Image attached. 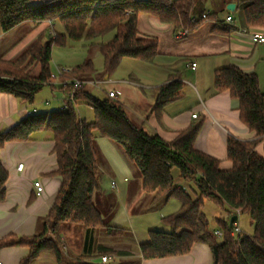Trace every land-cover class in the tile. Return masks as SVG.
<instances>
[{
	"label": "trees",
	"instance_id": "1",
	"mask_svg": "<svg viewBox=\"0 0 264 264\" xmlns=\"http://www.w3.org/2000/svg\"><path fill=\"white\" fill-rule=\"evenodd\" d=\"M221 1L226 5L230 0ZM238 6L246 26L264 28V0H240ZM194 7L195 0H46L39 4H33L32 0H0L2 32L24 22L34 26L44 23V29L48 28L47 24L58 22L63 29L54 36L48 34L46 41L42 30L15 59L0 57V92L33 104L35 95L54 78L49 68L52 46L64 47L68 42L81 41L88 51L97 46L103 58L102 69L98 72L92 59L86 58L62 70L60 80L105 79L124 58L153 63L158 55L157 40L139 35V13L157 16L160 21L171 24L174 32L179 29L192 32L206 19L213 20L216 32L233 29L219 20L215 12L205 17L203 12L194 15ZM32 66H38L37 74H31ZM71 86L67 83L60 88L65 95V107L32 113L0 132L1 148L7 141L29 140L34 132L49 130L54 141L55 173L61 177L54 202L39 230L30 236L8 234L0 238V247L27 246L29 252L19 264H30L43 251L53 252L60 264L64 256L57 229L62 222L84 227L87 237H91L94 229H104L109 235L123 233V228H113L104 221L93 202V194L100 188L101 174L94 138L97 131L116 143L138 169L141 188L151 195V204L171 197L180 201L177 211L163 217L169 231H148V241L140 245L142 258L186 254L194 243L200 242L210 247L212 264H264V156L255 150L257 142L264 138V91L255 73L243 72L235 65L214 70L215 91L228 90L237 99L239 119L255 134L251 141L228 138L226 152L232 164L228 170L220 167L218 159L194 148L201 120L167 142L133 123L117 99L107 95L97 98L83 85L75 90L73 99L67 98ZM182 88L179 75L169 73L168 81L157 89L153 106L157 115L165 105L181 97ZM82 103L92 110L90 121L77 113ZM174 168L188 183L189 191L177 187L172 176ZM7 176L0 161V202L5 198ZM205 199L219 204L225 214L216 218L218 229L209 227L203 210ZM237 211L248 214L251 232L240 229L232 234L237 219L232 225L229 220ZM215 230L221 234L216 235ZM72 264L95 263L80 256Z\"/></svg>",
	"mask_w": 264,
	"mask_h": 264
},
{
	"label": "crops",
	"instance_id": "2",
	"mask_svg": "<svg viewBox=\"0 0 264 264\" xmlns=\"http://www.w3.org/2000/svg\"><path fill=\"white\" fill-rule=\"evenodd\" d=\"M239 1L228 2L234 3L232 11L226 8L228 3L223 5L221 0L197 1L199 8L194 7V15L200 12H215L219 20L233 27L230 31L222 33L213 30L212 19H206L192 32L177 38L171 24L160 21L157 16L139 13V35L156 38L157 57L153 63L124 58L128 60L127 64H130L127 75L118 79H102L99 82L102 87H97L103 89L105 96L108 91L117 89V100L122 104L128 118L148 134H157L167 142L173 141L178 133L190 124L201 120L193 146L196 150L218 159L220 167L224 170L230 169L232 165L226 152L228 138L251 141L255 139V134L239 119L237 99L231 97L228 90L215 91L214 70L235 65L243 72L255 73L259 87L264 91V41L250 39L251 33L264 36V28L245 25L242 10L238 6ZM226 15H231L232 21L226 22ZM30 24V31H33L44 23L38 26ZM55 24L56 22L52 25ZM15 28L2 32L0 38L13 32ZM109 38L110 36L106 37V40ZM191 62L195 63L194 69L189 65ZM94 67L99 72L102 66L100 64ZM173 72L177 73L183 82L182 95L165 105L160 115H157L153 110L157 89L168 81L169 73ZM97 79L96 77L91 81ZM50 86L58 89L57 82H51ZM85 89L93 93L95 87L87 86ZM40 103L34 100L33 104H27L11 94L0 92V132L32 113L61 108L64 100L59 104L52 101L50 110L42 108L43 104ZM44 104L50 103L46 101ZM81 107H77L79 117L90 121L91 117H88L87 112L82 113ZM193 113H196L195 117H192ZM94 138L101 174L100 188L93 194V202L95 204L98 200L105 206L106 218L95 204L109 226L124 229L119 237L124 238V232L127 233V230L130 236L126 240L123 239L124 242L114 244L110 241L111 235L104 229H94L91 237H87L84 227L62 222L57 229L64 256L60 264H72V261L80 256L95 264H212L210 247L200 242L194 243L186 254L142 258L140 245L148 241V231L157 229L155 227L158 226L162 231H169V225L163 221V217L177 211L180 201L171 197L151 204V195L143 192L141 188L138 169L127 160L122 149L112 140L100 136L97 131H94ZM53 145L52 133L42 129L34 132L29 140L7 141L0 148V161L8 173L4 185L5 198L0 202V238L8 234L33 235L47 216L61 184V177L55 173L57 163ZM255 150L264 156V138L257 142ZM20 163L23 166L17 169ZM172 176L177 187L182 186L186 188L184 191H189L188 183L180 178L176 168L172 170ZM103 177L109 179V189L101 186ZM112 181L115 182L114 187H111ZM36 184L42 187L39 193ZM170 199H174L176 203L163 215L161 210ZM155 213L160 217V220L155 222L157 226L145 224L141 229L134 227L133 219ZM28 252L27 246H2L0 264H19ZM105 254L109 256V260L102 263L100 257ZM30 264L59 263L53 252L43 251Z\"/></svg>",
	"mask_w": 264,
	"mask_h": 264
},
{
	"label": "rangeland",
	"instance_id": "3",
	"mask_svg": "<svg viewBox=\"0 0 264 264\" xmlns=\"http://www.w3.org/2000/svg\"><path fill=\"white\" fill-rule=\"evenodd\" d=\"M46 0H32L33 4H39L42 3ZM198 0H195V7L199 8V4L197 3ZM49 23V22H48ZM46 24H41L39 27H36L35 30L30 31L31 30V24L30 22H24L21 23L19 25L16 26V28L13 30V32L9 33L7 36L0 38V57L6 58V59H13V56L15 55V58L17 56L20 55L21 52H23L35 39L36 37L39 35V33L43 30V39L44 41H46L48 39V34L51 36H54L55 32H60L62 31V26L56 22L55 25H50L47 24L48 28L44 29V26ZM60 25V26H59ZM39 29V31H38ZM2 34V30L0 27V35ZM18 54V55H17ZM14 58V59H15ZM86 58H91L93 61V64L98 67L102 66L103 64V58L102 55L100 54L98 47L94 46L90 48V51L87 50V47L84 45L83 42H73L70 43V45L64 46V47H60L57 45H53L52 49H51V60L49 63V68H50V72L51 74H53L55 76V78H53L52 82H63L65 80H60L59 79V75L61 74V71L67 68H71L79 63H81L84 59ZM128 60H124L122 59L118 68L108 77H106L105 79L111 78V79H118L120 77H125L127 75V70H128V66L130 64ZM102 69V67H101ZM30 72L31 74H37L38 72V66H32L30 68ZM74 79V78H73ZM78 79V78H75ZM91 79H95V78H87L85 77L84 79H80L82 81H88ZM101 79H97V81H100ZM57 82V83H58ZM58 85V89H55L54 87H51L50 84H46L44 85L41 90L35 95V100L36 102H41L40 104L42 106V108H46L47 110H50L53 106L52 101H56V103L59 104V102H63V100L65 99V95L64 93L60 90V88H62L60 84ZM99 82L93 81L92 83H84L83 86L86 88L87 86H94L95 89H93V95H95V97L97 98H103L105 96L106 93H104L103 89H98L100 87H102L100 85ZM98 87V88H97ZM46 101H49L50 104L45 105L44 103ZM64 104V103H62ZM82 107L80 109L82 113L87 112L88 113V117L92 118V110L90 107L87 106V104L82 103L80 104ZM62 106V105H61ZM86 107L88 110H86ZM57 108V107H56ZM53 109V108H52ZM109 179L107 177H103L102 179V183L101 186H103L104 188L109 189ZM123 198V197H122ZM174 199H170V201L163 207V209L161 210V213L163 215L167 214L169 212V210H171L172 208V204L176 203L174 202ZM99 210L103 213L104 218H106L107 214L105 213L106 209L105 206L102 204L101 201L96 200V203ZM114 204V203H113ZM207 220L209 222V227L210 228H215L218 229V223L216 218L220 217V215H225L222 212L221 207L219 206V204H217L216 202L212 201L211 199H205L204 200V208H203ZM108 212V211H107ZM109 214V213H108ZM158 220H160L159 214L155 213V214H149L147 216H143V217H139L136 219H133V225L135 228H142L145 226V224H147L148 226H157L155 224V222H157ZM236 224H238V226L240 227V229L244 232H251L252 231V226L250 225V218L248 216L247 213H239L238 214V218L236 221ZM81 227V226H79ZM159 227V226H158ZM155 227L157 228L156 230H163L160 227ZM124 238L119 237V235H111L110 236V241L111 243L114 244H118L121 242H124L123 239H127L128 236H130L128 230L127 233L124 232ZM217 238H220L219 236H217Z\"/></svg>",
	"mask_w": 264,
	"mask_h": 264
},
{
	"label": "built area",
	"instance_id": "4",
	"mask_svg": "<svg viewBox=\"0 0 264 264\" xmlns=\"http://www.w3.org/2000/svg\"><path fill=\"white\" fill-rule=\"evenodd\" d=\"M206 14H207V13H203V14H202V17H205ZM225 21H226V22H230V21H232V17H231V15H226V17H225ZM186 34H187V31H186L185 29H179V30H177V31L175 32V37L180 38V37L185 36ZM250 39H251L252 41L263 42V41H264V36L261 35L260 33H251V34H250ZM189 65H190V67H191L192 69L195 68V63H194V62L189 63ZM51 76L55 78V76H54L53 74H51ZM57 82H58V81H57ZM92 82H93V81H91V80H88V81H82V80H80V79H75V78H74V79H71V80H65V81H63V82H58L57 84H60V85H62V86L65 85V84H67V83L71 84V85H72V86H71V90L68 92V94H67L66 97L69 98V99H73V95H74V93H75V90H76L79 86L83 85L84 83H92ZM96 82H100V81H96ZM118 96H119V91H118L117 89H115V90H111V91H108V92H107V97H109V98H111V99H117ZM62 107H65V104H63V105L61 106V108H62ZM195 116H196V113H193V114H192V117H195ZM22 166H23V164L20 163V164L17 166V169H21ZM114 186H115V182L112 181V182H111V187H114ZM36 188H37V192L39 193L42 187H41V185L36 184ZM184 189H186V188H184ZM186 191H187V190H186ZM237 214H239V211H237ZM239 231H240V227H239L238 224H236V222H235L234 227H233L232 234H236V233H238ZM214 233H215L216 235H220V234H221V232L218 231V230H215ZM100 260H101L102 263H105V262H107V261L109 260V256L106 255V254H105V255H102V256L100 257Z\"/></svg>",
	"mask_w": 264,
	"mask_h": 264
},
{
	"label": "water",
	"instance_id": "5",
	"mask_svg": "<svg viewBox=\"0 0 264 264\" xmlns=\"http://www.w3.org/2000/svg\"><path fill=\"white\" fill-rule=\"evenodd\" d=\"M226 8L228 9V10H233L234 9V3H228L227 5H226ZM237 219V214H234V215H232L231 216V218H230V220H229V225H232V223L235 221Z\"/></svg>",
	"mask_w": 264,
	"mask_h": 264
}]
</instances>
